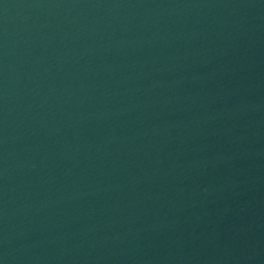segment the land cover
<instances>
[{
  "label": "water",
  "instance_id": "obj_1",
  "mask_svg": "<svg viewBox=\"0 0 264 264\" xmlns=\"http://www.w3.org/2000/svg\"><path fill=\"white\" fill-rule=\"evenodd\" d=\"M0 264H264V0H0Z\"/></svg>",
  "mask_w": 264,
  "mask_h": 264
}]
</instances>
